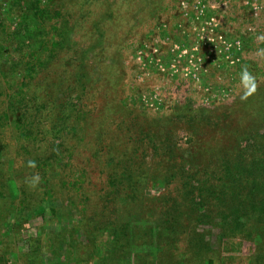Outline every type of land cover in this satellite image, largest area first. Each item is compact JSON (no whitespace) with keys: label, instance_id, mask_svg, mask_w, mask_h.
<instances>
[{"label":"trees","instance_id":"trees-1","mask_svg":"<svg viewBox=\"0 0 264 264\" xmlns=\"http://www.w3.org/2000/svg\"><path fill=\"white\" fill-rule=\"evenodd\" d=\"M103 1L80 2L81 15L76 21L67 11L40 1L27 5L26 1L15 26L0 22V159L5 157L4 133L24 141L17 145L16 154L24 146L27 162H34L29 168L39 180L33 193H41L42 202L70 191L86 196L87 187L82 186L86 185L85 166L74 171L70 167L77 158L83 159L82 165L97 161V173L104 176L102 193L96 195L101 197L99 211L121 210L133 216V221L118 227L109 221L102 226L108 230L109 252H130L136 258L134 264H143L150 255L162 257L157 242L171 244L172 238L179 243L170 256L186 258L181 263L203 261L213 249L206 236L197 232V224L202 222L207 235L218 231L219 245L234 233L253 244L256 255L249 256L252 264H264L263 97L240 98L247 120L243 128L223 129L218 125L219 116L200 114L190 104L175 105L164 119L132 116L129 108L108 97L107 71L115 66L122 71L116 63L118 51L112 48L124 40L117 30L124 29L127 13H134L138 2ZM31 23L43 31L30 35ZM102 89L105 97L98 98L103 122L96 127L85 97ZM253 109L258 112L256 121ZM181 118L186 132L176 127ZM94 131L100 133L97 145L87 148V133L91 136ZM27 145H35V150ZM52 167L59 173L48 171ZM155 187L164 193L143 204L145 192ZM171 188L176 196L166 199L163 211L157 212L161 196L173 194ZM19 191L25 189L19 187ZM140 205L147 214L143 213L139 228L145 231L141 232L145 245L133 248L129 240L139 225L131 207ZM85 206L83 202V211ZM154 215L156 222L150 219ZM93 229L100 227L94 225Z\"/></svg>","mask_w":264,"mask_h":264},{"label":"rangeland","instance_id":"rangeland-1","mask_svg":"<svg viewBox=\"0 0 264 264\" xmlns=\"http://www.w3.org/2000/svg\"><path fill=\"white\" fill-rule=\"evenodd\" d=\"M26 1L27 5L33 1L47 3L49 8L67 11L68 16L76 21L81 15L77 7L83 0H0V22L6 27L15 26ZM137 2L135 12L129 11L125 17L124 29L117 30L122 31L124 40L112 48V51H118L116 63L122 71L117 66L108 69L110 72L106 70L110 77L106 93L111 101L129 108L132 116L147 119H164L175 105L190 104L200 114L219 116L221 122L218 125L223 129L246 126L245 106L240 98L254 100L263 97L264 107V53L260 51L264 49V39H261L264 37V0ZM100 5H96L98 9ZM30 29V35L43 31L39 27L35 29L33 23ZM244 71L251 75L254 90L245 86L241 78ZM98 97H105V90L89 92L85 97L87 109L96 118V127L103 122L104 115ZM251 114L256 121L258 112L253 109ZM128 121L126 115L125 122ZM184 121L181 118L176 124L179 132H186ZM72 124L73 121L69 125ZM114 134V137L118 136L116 132ZM3 136H6L3 140L6 147L2 151L5 157L0 159V264L136 263L130 252H109L111 243L105 234L108 230L101 229L102 226H108L109 221L118 227L133 221V216L122 212V206L117 208L121 212L112 213V210L102 214L99 211L101 197L96 195L104 183V176L97 173V161L82 165L83 159L77 158V163L73 162L70 167L74 171L85 166L86 185L82 186L87 187L86 196L70 191L42 202L41 193H33L38 181L33 183L34 176L24 146L21 148L23 152L16 154L17 145H23L24 141L8 133ZM99 136L100 133L95 131L91 136L87 133V148L95 147ZM27 147L33 152L36 146ZM68 169L64 168L65 171ZM48 171L59 173L55 167ZM19 187L25 191L20 192ZM170 191L173 194L161 196L157 212L163 211L161 208L166 199L176 196L175 190L171 188ZM161 193L164 192L157 187L149 189L145 192L143 204L147 198H155ZM83 202L85 211L82 210ZM131 208L139 227L134 229L129 244L140 248L145 245L141 233L145 231L140 232L139 228L144 222L143 213L147 214L141 211V205ZM150 219L156 222L157 216ZM202 223L197 224V232L206 236L213 252L205 254L209 259L205 257L201 262L193 259L191 264H252L249 256L256 255L253 244L234 233L221 240L219 245L215 238L218 231L212 230L207 235L208 228ZM94 225L100 229H93ZM172 240L173 245L160 239L157 243L161 244L162 254H158L162 257L147 256L143 264H188L181 263L186 258L181 260L170 256L179 243L176 238Z\"/></svg>","mask_w":264,"mask_h":264},{"label":"clouds","instance_id":"clouds-1","mask_svg":"<svg viewBox=\"0 0 264 264\" xmlns=\"http://www.w3.org/2000/svg\"><path fill=\"white\" fill-rule=\"evenodd\" d=\"M261 39H264V37H261ZM262 53H264V49H261L260 50ZM242 80L244 81V83H245V86H247V87H249L251 90H254V88H255V85H254V83L252 82V77H251V75L247 72V71H244L243 73H242ZM30 163V166H35L34 165V162H29ZM39 180V176L37 175V176H35V177H33V183H35V182H37Z\"/></svg>","mask_w":264,"mask_h":264}]
</instances>
